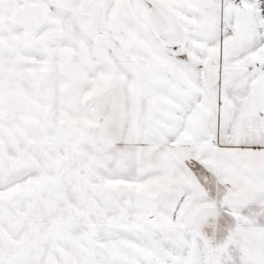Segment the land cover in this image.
I'll list each match as a JSON object with an SVG mask.
<instances>
[{"label": "snow or ice", "instance_id": "obj_1", "mask_svg": "<svg viewBox=\"0 0 264 264\" xmlns=\"http://www.w3.org/2000/svg\"><path fill=\"white\" fill-rule=\"evenodd\" d=\"M0 264H264V0H0Z\"/></svg>", "mask_w": 264, "mask_h": 264}]
</instances>
